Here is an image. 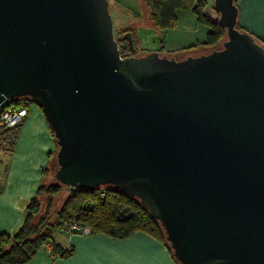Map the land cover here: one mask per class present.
I'll list each match as a JSON object with an SVG mask.
<instances>
[{"label":"water","instance_id":"water-1","mask_svg":"<svg viewBox=\"0 0 264 264\" xmlns=\"http://www.w3.org/2000/svg\"><path fill=\"white\" fill-rule=\"evenodd\" d=\"M237 1L213 2L219 50L177 59L122 57L108 0H0V111L31 100L54 180L137 199L178 264H264V48Z\"/></svg>","mask_w":264,"mask_h":264},{"label":"trees","instance_id":"trees-1","mask_svg":"<svg viewBox=\"0 0 264 264\" xmlns=\"http://www.w3.org/2000/svg\"><path fill=\"white\" fill-rule=\"evenodd\" d=\"M140 4L157 31L164 32L174 27L176 12L179 10L191 12L198 24L208 28L204 42L195 43L175 52L176 55L182 54L187 57L189 54L195 55L198 50L209 52L219 50L226 40V31L218 20L213 21L206 16L204 0H140ZM236 28L244 31L239 25ZM126 33L131 35L133 49H130L126 40L121 39ZM123 35L116 37L122 57H140L147 54V52L145 54L139 52L142 50L137 46L140 41L133 38L130 29H127ZM253 37L264 48V42ZM153 52L161 55L169 54V57H173L170 56L173 53H165L161 47ZM31 105H33L31 100L21 98L11 101L6 109ZM20 126L10 130L0 129V144H6L7 154L14 149ZM55 154L56 152L49 155V165L42 170V173L50 174L52 178L58 169ZM57 199H61L58 207L54 205ZM64 220H72L81 227H87L92 234H104L118 239L143 232L161 241L172 257L162 227L151 218L137 199L123 195L108 186L100 187L93 193L81 189L70 192L53 178L52 183H43L39 186L25 209L19 228L12 234H0V264H27L46 244L53 243V235L55 231H59V225ZM53 250L61 258L72 254L71 249L64 252L59 246L53 247Z\"/></svg>","mask_w":264,"mask_h":264},{"label":"crops","instance_id":"crops-1","mask_svg":"<svg viewBox=\"0 0 264 264\" xmlns=\"http://www.w3.org/2000/svg\"><path fill=\"white\" fill-rule=\"evenodd\" d=\"M204 1L208 7L206 15L216 21V13L210 8L213 0ZM238 1L239 27L264 42V0ZM177 15L189 20L190 24H181V28L191 30L192 36L187 39L186 46H176L180 41L169 51L205 41L208 28L203 27L201 36L197 37L196 18L178 11ZM155 33L163 41V32ZM160 47L170 53L165 51L162 42ZM20 125L13 151L9 154L0 152V234H12L19 228L30 200L39 186L47 183L48 175L42 170L49 165V155L56 152L51 131L37 106L28 107V115ZM60 234L54 235L53 243L46 244L27 264H176L161 241L143 232L123 239L92 233L86 236ZM55 246L64 252L71 249L72 254L66 258L58 257L53 250Z\"/></svg>","mask_w":264,"mask_h":264},{"label":"rangeland","instance_id":"rangeland-1","mask_svg":"<svg viewBox=\"0 0 264 264\" xmlns=\"http://www.w3.org/2000/svg\"><path fill=\"white\" fill-rule=\"evenodd\" d=\"M108 4H109V13L112 18L115 38L117 36H122L127 29H130V32H132L133 38L140 41V44H137V46L138 48L142 49L141 51H139L141 54L142 53L145 54L146 52L147 53L153 52L157 48L159 49L160 44L162 42L165 48V51L167 50L166 52L173 53V55H170V56L177 57V59H183V57L186 58V56H183L182 54L180 55L175 54V52H178L182 49H176L173 51H169V50L171 49V47H173L175 44H177L180 41L181 43L177 44L176 46H179L181 44H184L186 46V44L189 42V40L187 39H189L192 36V31L183 30L181 28V24H190L189 20L183 18L181 15H177L178 17L176 16L175 26L162 33L163 35L162 37L163 41H162L161 39H159L158 34L155 33V31L157 30L154 28L152 22H150L148 18V14H146L145 11L142 9L140 0H108ZM210 8L212 9L213 12L216 13V11L214 10V7H210ZM207 9L208 7L205 8V12L207 11ZM178 12L187 13L195 17L189 11L179 10ZM135 14L137 15L134 16ZM216 16H217L216 20H218L219 15L217 13H216ZM198 27L199 28L197 31V37H200L204 26L198 24ZM197 43H201V42L197 41ZM207 53H209V51L207 50H198L197 52L194 53L195 55H191V54L189 55L199 56V55L207 54ZM168 55L169 54H167V56ZM189 55H187V57ZM179 57H182V58H179ZM0 152H2L3 154H6L7 152L6 144H0ZM47 175L48 176L46 179V182H47L46 184L52 183L53 182L52 175L50 174H47ZM60 204H61V199H57L54 202V205L56 207L60 206ZM54 235L57 237L62 234H60V232L58 231H55ZM54 235L53 237L55 238Z\"/></svg>","mask_w":264,"mask_h":264},{"label":"built area","instance_id":"built-area-1","mask_svg":"<svg viewBox=\"0 0 264 264\" xmlns=\"http://www.w3.org/2000/svg\"><path fill=\"white\" fill-rule=\"evenodd\" d=\"M28 115V107L19 106L14 109H3L0 111V129H14L19 126ZM59 232L69 236L91 234V230L87 227H81L72 220L61 222Z\"/></svg>","mask_w":264,"mask_h":264},{"label":"flooded vegetation","instance_id":"flooded-vegetation-1","mask_svg":"<svg viewBox=\"0 0 264 264\" xmlns=\"http://www.w3.org/2000/svg\"><path fill=\"white\" fill-rule=\"evenodd\" d=\"M128 43V42H127ZM130 49H133V48H130ZM166 55V54H165ZM177 58V57H176Z\"/></svg>","mask_w":264,"mask_h":264}]
</instances>
